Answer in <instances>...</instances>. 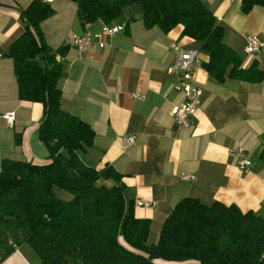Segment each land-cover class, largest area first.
<instances>
[{
  "label": "crops",
  "instance_id": "0c3cea01",
  "mask_svg": "<svg viewBox=\"0 0 264 264\" xmlns=\"http://www.w3.org/2000/svg\"><path fill=\"white\" fill-rule=\"evenodd\" d=\"M31 1L0 0V115L13 113L11 124L0 118V161L40 165L46 156L36 138L41 106L18 100L7 55L9 45L23 31L18 12ZM202 2L221 28V43L237 55L242 69L253 65L261 77L252 82L254 74H248L242 80L217 82L201 67L195 69L191 83L200 91L199 104L186 127L169 114L171 107L183 102L173 90L177 73L166 71L174 58L170 44L181 51L196 50L200 64L207 56L198 42L181 35L180 25L167 32L146 29L138 8L130 5L109 23H123L121 32L102 35L77 55L65 46L66 39L95 34L103 22L82 26L74 2L53 0L52 14L39 24L44 45L51 51L62 49L54 56L60 65L59 107L93 133L91 146L79 158L90 168L109 166L120 176L124 201L131 203L134 217L149 221L148 244L156 241L164 219L183 198L204 205H234L264 222V2L245 13L240 10L241 0ZM251 36L262 46L249 57L244 47ZM123 137L134 138L124 151ZM237 148L250 162L247 172L237 166ZM111 184L103 179L95 183ZM57 190H52L57 198L70 199ZM0 264H39V260L22 244Z\"/></svg>",
  "mask_w": 264,
  "mask_h": 264
},
{
  "label": "trees",
  "instance_id": "16d2710c",
  "mask_svg": "<svg viewBox=\"0 0 264 264\" xmlns=\"http://www.w3.org/2000/svg\"><path fill=\"white\" fill-rule=\"evenodd\" d=\"M80 25L109 24L135 5L144 28L181 35L200 44L207 61L200 67L214 80H259L253 65L242 69L237 55L225 47L221 28L202 0H71ZM264 0H241L245 13ZM22 33L11 42L18 100L41 106L36 138L45 150L40 165L0 161V262L26 244L39 264H264V222L252 212L192 198L174 204L154 243L146 242L149 221L135 218L122 195L120 176L106 166H86L79 153L92 144L93 133L59 107L57 82L62 49L49 50L39 24L52 14L49 4L32 0L19 12ZM17 140H15V144ZM111 181L109 187L97 180ZM53 188L70 196L57 198Z\"/></svg>",
  "mask_w": 264,
  "mask_h": 264
},
{
  "label": "built area",
  "instance_id": "2783aa9c",
  "mask_svg": "<svg viewBox=\"0 0 264 264\" xmlns=\"http://www.w3.org/2000/svg\"><path fill=\"white\" fill-rule=\"evenodd\" d=\"M44 3H51L53 0H41ZM124 28L123 23L103 24L100 27L99 32L92 35L76 36L72 35L65 41V46L72 48L77 55L86 51L92 42L98 41L102 35L106 37H112L115 34L121 32ZM262 44L255 36H251L245 39L244 53L247 56H252L259 52ZM170 49L174 53L173 63L167 68V73H177V78L173 84V90L180 93L183 97V102L179 106H173L169 110L170 116L180 126L186 127L188 124V118L194 114L199 104L200 91L194 87L191 83L193 71L200 67V62L197 57L196 50L181 51L179 46L175 43L170 44ZM139 98V96L136 95ZM0 118L7 124H11L13 120V113H4L0 115ZM134 143V138L123 137L121 138L120 149L126 150ZM237 157V166L243 172H247L250 166V162L244 158V152L241 148H237L235 151ZM137 205H146L141 202H137Z\"/></svg>",
  "mask_w": 264,
  "mask_h": 264
},
{
  "label": "rangeland",
  "instance_id": "374dc122",
  "mask_svg": "<svg viewBox=\"0 0 264 264\" xmlns=\"http://www.w3.org/2000/svg\"><path fill=\"white\" fill-rule=\"evenodd\" d=\"M58 191V190H57ZM58 192H60V193H62L61 191H58ZM155 242V241H154Z\"/></svg>",
  "mask_w": 264,
  "mask_h": 264
}]
</instances>
